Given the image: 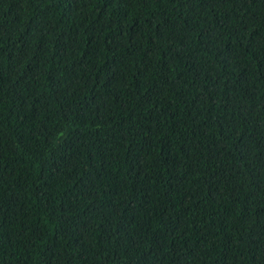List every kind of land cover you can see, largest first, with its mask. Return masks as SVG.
<instances>
[{
  "label": "trees",
  "instance_id": "obj_1",
  "mask_svg": "<svg viewBox=\"0 0 264 264\" xmlns=\"http://www.w3.org/2000/svg\"><path fill=\"white\" fill-rule=\"evenodd\" d=\"M0 264H264V0H0Z\"/></svg>",
  "mask_w": 264,
  "mask_h": 264
}]
</instances>
